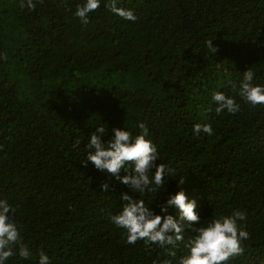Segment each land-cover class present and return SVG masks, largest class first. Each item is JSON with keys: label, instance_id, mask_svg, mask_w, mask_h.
<instances>
[{"label": "trees", "instance_id": "1", "mask_svg": "<svg viewBox=\"0 0 264 264\" xmlns=\"http://www.w3.org/2000/svg\"><path fill=\"white\" fill-rule=\"evenodd\" d=\"M22 2L0 0V199L32 255L14 246L5 264H39L41 251L49 264H178L193 228L235 210L249 236L228 264H264V105L240 96L248 69L264 85V0H118L134 22L100 0L87 24L75 16L85 0H33L34 10ZM216 92L240 111L217 114ZM139 123L158 162L176 172L142 197L86 158L97 127L107 142L113 128L139 134ZM197 123L212 134H194ZM181 189L200 221L183 222L175 256L128 244L110 219L122 192L179 219L160 205Z\"/></svg>", "mask_w": 264, "mask_h": 264}, {"label": "clouds", "instance_id": "2", "mask_svg": "<svg viewBox=\"0 0 264 264\" xmlns=\"http://www.w3.org/2000/svg\"><path fill=\"white\" fill-rule=\"evenodd\" d=\"M118 0H108L106 7L116 15L136 21L137 16L132 10L118 7ZM34 10L36 4L33 0L21 3L20 7ZM100 7V0H85L77 6L75 16L83 24L89 22V13ZM207 46L216 52L212 40L206 41ZM254 73L251 69L243 73V81L240 86V96L253 106L264 105V85H253ZM217 107L215 111L220 114L227 111L235 114L240 111V106L234 98L227 97L223 92H216L212 96ZM139 134L133 136L130 131L123 128H113V136L107 142H103L101 135L106 132L104 126H99L89 136L87 143V161L94 167L107 172L120 183L127 186L132 193H138L142 197L146 192L157 193L163 188L165 176H173L176 172L168 165L159 163L157 146L148 137L149 129L144 123H139ZM209 124H195L193 133L201 132L212 134ZM79 144V141H77ZM85 163V161H82ZM121 170L125 173L121 176ZM183 179L180 183H183ZM101 190L107 191L109 185L101 184ZM120 199L123 201L121 210L110 216L111 221L126 231V242L134 245L143 240L146 244H155L166 249L169 256H175L178 242L184 241L183 222L198 223L200 217L195 211V200H189L181 189L160 205L161 213H167L169 207L179 210V219L170 214L163 216L155 214L146 205L145 200L122 192ZM14 208L3 199H0V264L12 257L14 246L22 259H28L32 253L23 243L20 229L10 218L9 213ZM245 219V214L240 210L233 211L230 215H220L211 219L206 225L193 228L194 235L185 244L189 254L179 258L178 264H228L229 260L239 257L244 253L243 241L249 234L242 230L238 221ZM39 264H49V257L43 251L39 253ZM163 264H170L168 260Z\"/></svg>", "mask_w": 264, "mask_h": 264}]
</instances>
